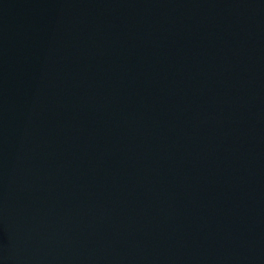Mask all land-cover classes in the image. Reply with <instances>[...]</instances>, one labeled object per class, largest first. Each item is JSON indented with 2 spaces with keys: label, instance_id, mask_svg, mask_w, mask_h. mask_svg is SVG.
Listing matches in <instances>:
<instances>
[{
  "label": "water",
  "instance_id": "obj_1",
  "mask_svg": "<svg viewBox=\"0 0 264 264\" xmlns=\"http://www.w3.org/2000/svg\"><path fill=\"white\" fill-rule=\"evenodd\" d=\"M0 264H264V0H0Z\"/></svg>",
  "mask_w": 264,
  "mask_h": 264
}]
</instances>
